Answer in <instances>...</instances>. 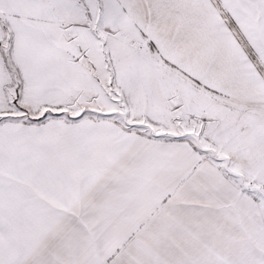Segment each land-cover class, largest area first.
Wrapping results in <instances>:
<instances>
[{"label":"snow or ice","instance_id":"1","mask_svg":"<svg viewBox=\"0 0 264 264\" xmlns=\"http://www.w3.org/2000/svg\"><path fill=\"white\" fill-rule=\"evenodd\" d=\"M0 264H264V0H0Z\"/></svg>","mask_w":264,"mask_h":264}]
</instances>
